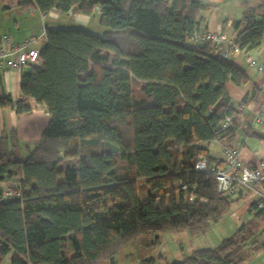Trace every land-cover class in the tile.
<instances>
[{
    "label": "trees",
    "instance_id": "1",
    "mask_svg": "<svg viewBox=\"0 0 264 264\" xmlns=\"http://www.w3.org/2000/svg\"><path fill=\"white\" fill-rule=\"evenodd\" d=\"M18 7L90 17L97 9L98 24L109 31L45 29L40 65L21 76L22 98L0 97V109L26 113L31 99L50 116L24 159L10 135L0 137V184L18 194L0 201V264L7 257L9 264H99L147 232L197 235L218 223L232 200L194 164L199 156L211 159L200 143L230 148L239 112L227 85L240 87L249 77L209 44L189 41L205 6L195 0H19ZM231 29L240 49L264 42V0ZM131 80L149 86V106L134 103ZM69 159L74 165L64 164ZM115 159L125 166H115ZM180 184L195 187V201H184ZM255 209L254 202L248 210ZM262 227L264 215L256 213L217 247L167 264H241Z\"/></svg>",
    "mask_w": 264,
    "mask_h": 264
},
{
    "label": "crops",
    "instance_id": "2",
    "mask_svg": "<svg viewBox=\"0 0 264 264\" xmlns=\"http://www.w3.org/2000/svg\"><path fill=\"white\" fill-rule=\"evenodd\" d=\"M195 1L205 6V9L200 11L197 18L198 24L196 28L199 31H220L227 33V30H229V33L232 35L231 38H233L234 33L231 29V24L240 21L245 10L241 12L238 20L221 19L219 15L221 11L217 10V8L222 3V0ZM18 2L19 0H0V46L3 37H8L12 43H19L31 36H38L42 29L62 28L60 26H62L61 17L63 16L70 20V25L83 29L88 28L94 18L96 19V23H98L99 12L97 9L94 10L91 17L74 11L62 14L54 10L46 15H41L36 7L27 11L20 10ZM43 45L44 42H38L36 47L40 49ZM245 50L247 51V56H243L242 54L234 55L230 59L236 63L241 56V59L247 65V59H253L258 64L264 65V42L256 48ZM22 74H26L24 70L22 73L10 70L0 71V97L9 96L13 102L19 101L22 98L19 89ZM227 93L231 106L239 112L235 118L240 122L235 132L234 141L230 147L240 149L241 160L249 166H253L260 159H264V137H262L264 136V131L253 130L259 136V139H254L246 136L245 128L249 127L253 115L258 110L262 100H264V74L260 73L258 77L249 78V81L240 87L229 83L227 85ZM28 104L30 110L26 113L18 114L9 108L0 109V137L2 135H10L12 138V143L10 144L14 143L16 145L15 152L22 159L38 145L39 139L50 119L45 106L38 105L31 99L28 100ZM210 143H200L199 147L205 149L202 145L208 147ZM221 147V153L216 156H211L206 149L209 157L211 159L222 158L224 152L222 144ZM17 184V181L13 182V186ZM5 188L6 184H0L1 190ZM248 197L251 200L250 204L244 209L246 222L252 220L257 213L248 210L249 206L255 202L254 195L250 192H242L239 196L231 198L233 202H236L246 198L249 199ZM239 227H236L235 231ZM262 230H264V227H262ZM260 239H264V233L258 236L257 241ZM262 246H264V242H262ZM250 256H253V260L245 262V258L241 264H264V248L252 251V255Z\"/></svg>",
    "mask_w": 264,
    "mask_h": 264
},
{
    "label": "rangeland",
    "instance_id": "3",
    "mask_svg": "<svg viewBox=\"0 0 264 264\" xmlns=\"http://www.w3.org/2000/svg\"><path fill=\"white\" fill-rule=\"evenodd\" d=\"M257 2L258 0H222V3L219 5L217 10L221 11L219 14L221 19L229 18L231 20H238L242 11L255 6ZM61 18L62 26L60 27L68 29L80 28L78 26L70 25V20L66 19V17L63 16ZM86 30L97 36L109 31L108 28L102 27L96 23L95 18L92 19L91 25L86 28ZM224 33L228 37H232L229 30H227V33ZM187 45L193 47L190 42H187ZM236 63L245 70L249 78L260 76L256 67L245 64V62L241 59V56L238 58ZM148 90L149 86H145L143 82L131 80V96L134 103L143 107L149 106L151 104V98L147 94ZM227 125L228 124L225 121L224 126ZM202 146L209 151L211 156L219 155L222 150L219 142H212L208 145V147L206 145ZM74 162L75 160L72 159L64 160V164L67 165H74ZM112 162L113 161H111V163ZM115 166H125V163L119 161L117 162L116 160ZM138 188L140 196L144 197L145 192L143 190V183H139ZM248 198L249 199L246 198L236 202H233L232 200L229 211L222 217V219L218 223L210 225L208 230L203 233L190 235L185 231L165 234L147 232L139 235L134 240L126 244L121 251L111 257L112 260L106 259L99 264H110V262H112V264H142L141 261H144V264H167L172 262H181L185 258L189 257L192 252L197 250L213 249L223 240L232 235L236 227L241 226L246 222L244 209L250 204L251 200L250 197ZM262 242H264V239H260L255 245L248 244L245 247V262L253 260V256L250 255H252L253 250L262 245ZM1 263L9 264V257L5 258Z\"/></svg>",
    "mask_w": 264,
    "mask_h": 264
},
{
    "label": "built area",
    "instance_id": "4",
    "mask_svg": "<svg viewBox=\"0 0 264 264\" xmlns=\"http://www.w3.org/2000/svg\"><path fill=\"white\" fill-rule=\"evenodd\" d=\"M44 39L45 31L43 29L38 36H31L19 43H12L8 37H3L0 46V71L10 70L22 73L26 67L39 66V49L36 46L38 42H44ZM188 39L195 45L209 44L215 53L223 59L240 54L247 56V51L235 46L232 38L224 32L199 31L194 28L189 33ZM247 63L249 66L256 67L259 73L264 74V65L258 64L253 59H247ZM231 118L234 117L226 119L227 124ZM249 128L264 131V100L253 115ZM194 170L211 175L215 181L216 192L222 196L235 198L242 192L252 193L255 197V212L264 215V159L249 166L241 160L240 149L230 147L224 148L222 158L208 159L199 156L194 164ZM178 189L183 192L185 202L191 203L196 200L195 187L188 188L185 184H180ZM16 196L18 194L11 190H3L0 201L11 200ZM199 201L200 203L205 202L203 199Z\"/></svg>",
    "mask_w": 264,
    "mask_h": 264
},
{
    "label": "water",
    "instance_id": "5",
    "mask_svg": "<svg viewBox=\"0 0 264 264\" xmlns=\"http://www.w3.org/2000/svg\"><path fill=\"white\" fill-rule=\"evenodd\" d=\"M30 70H31V68L30 67H26L25 69H24V73H29L30 72ZM110 260H112V258H110ZM110 264H112V262H110Z\"/></svg>",
    "mask_w": 264,
    "mask_h": 264
}]
</instances>
